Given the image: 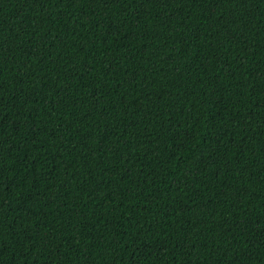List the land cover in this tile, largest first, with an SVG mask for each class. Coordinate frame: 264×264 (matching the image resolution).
Returning <instances> with one entry per match:
<instances>
[{
	"label": "trees",
	"instance_id": "trees-1",
	"mask_svg": "<svg viewBox=\"0 0 264 264\" xmlns=\"http://www.w3.org/2000/svg\"><path fill=\"white\" fill-rule=\"evenodd\" d=\"M0 264H264V0H0Z\"/></svg>",
	"mask_w": 264,
	"mask_h": 264
}]
</instances>
